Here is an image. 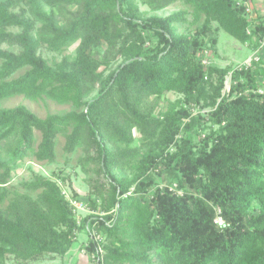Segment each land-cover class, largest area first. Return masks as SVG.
<instances>
[{"label": "trees", "instance_id": "1", "mask_svg": "<svg viewBox=\"0 0 264 264\" xmlns=\"http://www.w3.org/2000/svg\"><path fill=\"white\" fill-rule=\"evenodd\" d=\"M141 1L152 11L184 1L194 23L205 15L203 34L220 29L254 47L264 41V16L251 20L239 0ZM183 23L185 12L146 18L135 0L0 1V102L24 96L74 107L46 118L24 105L0 110V142L11 153L0 160V264L64 257L82 230L102 236L84 248L104 264H264V69L220 71L207 117L186 108L163 117L142 109L146 99L171 92L189 105L208 96L205 78L217 69L200 53L216 52L217 35L203 41L180 33ZM76 43L74 57L53 65L41 52ZM230 71V92L221 96ZM205 120L219 129L197 141ZM135 131L145 152L133 147ZM59 136L67 153L85 148L80 165L87 173L98 165L88 180L91 215L80 220L63 188L67 175L35 174L24 193L7 186L31 152L53 162Z\"/></svg>", "mask_w": 264, "mask_h": 264}, {"label": "rangeland", "instance_id": "2", "mask_svg": "<svg viewBox=\"0 0 264 264\" xmlns=\"http://www.w3.org/2000/svg\"><path fill=\"white\" fill-rule=\"evenodd\" d=\"M135 3L138 6L140 12L146 18L151 16L167 17L174 13L185 12L187 23L178 25L180 33L192 35L193 37L199 35V39L203 41H207L209 35L212 38L213 35L216 34L218 39L216 52L204 50L202 53H200L205 65L209 69L215 68L218 71L212 74H210L209 72L206 75L205 80L208 96L204 101H202L199 105H189L187 103L182 104V95L176 92H171L162 96L160 99H146L142 106L144 112L153 113V115L155 116L163 117L167 113L178 112L182 108H186L190 110L193 116L202 114L207 117L208 114L215 109L214 106H211V98H214L217 94V88L219 86L220 80V71L225 70L227 67L231 68L232 70H241L253 64H255L253 66V69L255 70L261 72V69H264V41L259 46L254 47L248 43L242 44L236 41L228 33L220 29H218L217 33L207 32L208 35L203 34L202 30L206 23L205 15H202L199 21L197 23H194L193 9L184 1H177L176 3L160 11H152L151 8L147 5H144L141 0H135ZM238 4L246 6V14L251 20L257 19L258 16H264V0H253L249 2L239 0ZM45 9L47 11L50 10L47 7ZM71 9L75 10L76 8L71 7ZM55 14L57 20L61 24H63L64 20L62 19V16L57 11H55ZM211 26L213 31L218 27L215 21L211 23ZM14 31L18 32L19 29H15ZM78 44L79 43H76L70 46L62 53L50 52L47 49H42L41 52L44 58H46L49 63L53 65L54 63H60L65 56L74 57ZM106 48L107 46L104 44L102 51L104 52ZM119 63L120 61L114 63L111 70H114ZM1 64L2 61L0 60V66ZM24 72L25 70L19 71L15 75V77L22 75ZM232 73L233 71H230L225 77V86L222 89L221 96L228 95L230 92ZM262 79L264 80V78ZM262 91L263 90H260V92ZM220 100L221 98H217L218 103L220 102ZM20 105L27 106L40 118H46L48 115L52 114L63 115L74 110L72 104L60 105L50 99H42L34 102L26 99L24 96H15L1 101L0 110L15 108ZM184 122H189V120H184ZM217 129H219V127L213 125L211 122H208L207 120L203 121V123H201V126H199L201 136L197 141H199L200 139H204L212 131H216ZM35 134V151H37L38 145L41 142V134L37 131L35 132ZM183 135V133L180 134L178 138L180 139ZM135 138L136 142L133 145L134 149H139L140 153L145 152L147 148L141 145L142 137L138 131H135ZM66 141L67 139L65 136H59L57 138L56 159L53 162H39L37 161L34 153L31 152L29 156L25 158L21 163H19L17 168L13 170L11 180L7 186H9V188L12 190L24 193L27 191L26 189H24L23 185L27 182L32 181L35 174L53 179H55L57 174L67 175L70 177V179H68L67 182L63 184L66 195L70 199H74L73 194L76 193L79 201L83 202L86 206L85 209L82 208L75 214L78 220H80L83 217L91 215V210L89 209L87 202L89 198L88 180L95 177V171L98 170V165L91 164L88 167L89 172L87 173L80 165V160L85 156L86 153L85 148L79 147L75 152L67 153L65 150ZM8 147L9 146L5 142H0V160H9L11 158V153L9 152ZM115 172L117 174L119 173L120 175H124L125 177H131L132 175L131 170H127L122 173L118 172L117 170ZM179 192L182 193L181 191ZM89 238L90 236L85 230H82L78 233L75 243L81 244V249H78L79 251H82L84 249L85 245L89 242ZM82 254L84 253L82 252ZM12 263L13 257H10L8 260V264ZM29 264H65V258L51 256L46 257V259L43 261L31 262Z\"/></svg>", "mask_w": 264, "mask_h": 264}, {"label": "built area", "instance_id": "3", "mask_svg": "<svg viewBox=\"0 0 264 264\" xmlns=\"http://www.w3.org/2000/svg\"><path fill=\"white\" fill-rule=\"evenodd\" d=\"M258 60V59H257ZM66 194V193H65ZM67 199L70 200L71 204L73 205L74 207V213L76 214L78 212V210L82 209V208H86L85 204L83 202H80L79 200H75V199H70L67 195H66ZM215 223H217L218 225L222 226L224 225V220L222 219V217L220 216V211H218V216L215 220ZM91 238L96 241V242H100L102 240V236L100 234H98L97 232L93 231L92 235H91ZM90 238V239H91ZM88 246V244H87ZM82 252L88 256L87 254V251L86 249L84 248L82 250ZM98 253H103L102 251V248H100L99 246V250H98ZM89 258V256H88ZM90 259V258H89ZM90 264H104L103 263V259L101 257V260L100 259H97L96 255H93L90 259Z\"/></svg>", "mask_w": 264, "mask_h": 264}, {"label": "crops", "instance_id": "4", "mask_svg": "<svg viewBox=\"0 0 264 264\" xmlns=\"http://www.w3.org/2000/svg\"><path fill=\"white\" fill-rule=\"evenodd\" d=\"M78 249H81V244L74 243L71 250L64 256L65 264H89L88 256Z\"/></svg>", "mask_w": 264, "mask_h": 264}]
</instances>
